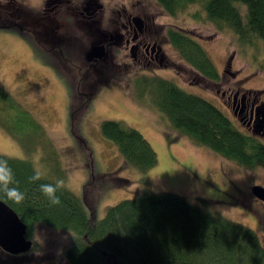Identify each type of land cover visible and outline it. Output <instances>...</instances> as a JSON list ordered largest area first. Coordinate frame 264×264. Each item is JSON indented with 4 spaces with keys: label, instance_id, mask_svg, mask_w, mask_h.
<instances>
[{
    "label": "rangeland",
    "instance_id": "1",
    "mask_svg": "<svg viewBox=\"0 0 264 264\" xmlns=\"http://www.w3.org/2000/svg\"><path fill=\"white\" fill-rule=\"evenodd\" d=\"M154 1L162 14L157 20L179 25L203 47L221 73L220 91L226 90L230 81L239 87L264 91L263 41L254 38L252 44L242 43L233 32L220 30L206 20L199 4L170 16ZM195 12L200 19L193 18ZM42 45L35 33L0 29V87L32 114L50 142L46 146L42 143L41 148L37 144L44 142L43 139L30 134L26 146L37 149L28 154L15 137L0 126V154L29 159L43 176L63 181V186L79 198L85 195L92 206L93 220L103 218L109 206L135 198L144 191L169 192L249 227L264 248V203L250 195L253 185L264 187L263 166H240L179 134L157 108L148 103L152 99L146 91L149 78L153 77L148 72L136 73L137 69L125 67L113 72L108 84L92 73L93 78L82 80V88H85L80 90L83 94L77 96L69 68L59 62L53 52L41 50ZM98 48L92 45L87 60H91L88 59L90 52ZM169 49L177 58L173 48ZM79 63L82 65L81 61ZM184 70L188 72L187 79L195 74L187 65ZM157 72L160 74L157 78L173 81L186 92H198L228 114L215 98V90H208L206 86L205 91L189 87L185 78L183 82H175L170 72ZM141 78L146 79V84L144 81L140 84ZM199 84L204 88L203 81ZM140 91L142 95L138 94ZM105 120L119 121L139 131L157 154L156 166L142 173L127 164L116 144L102 134L101 123ZM118 179L128 182L113 184ZM28 239L35 246L25 254L9 255L0 248V264H67L63 253L70 241L69 232L38 224Z\"/></svg>",
    "mask_w": 264,
    "mask_h": 264
},
{
    "label": "trees",
    "instance_id": "2",
    "mask_svg": "<svg viewBox=\"0 0 264 264\" xmlns=\"http://www.w3.org/2000/svg\"><path fill=\"white\" fill-rule=\"evenodd\" d=\"M156 1L170 16L199 4L206 20L218 29L233 32L242 43L252 44L254 38L264 42V0ZM193 18L200 19L198 12ZM168 37L187 63L209 79L219 77L205 50L193 38L173 30L168 31ZM144 78L140 80L141 85L143 81L146 84ZM149 79L146 92L152 100L148 103L153 104L179 134L240 166L264 167V144L238 130L213 103L186 92L173 81ZM73 81L75 94L81 96L84 80ZM72 94L75 95L73 91ZM69 119L71 123L72 117ZM0 126L15 137L28 154L37 149L26 146L30 134L43 139L44 142L37 144L41 148L42 143L44 146L50 143L42 125L2 87ZM101 132L116 144L127 164L142 173L156 166L157 154L139 131L119 121L105 120L101 123ZM0 160H7L13 171L16 183L12 186L25 194L21 203L2 196L0 199L27 225V238L38 224L69 232L70 241L63 253L67 264H264V248L252 229L193 205L181 195L144 191L135 198L109 206L105 216L96 221L92 219V206L85 195L79 198L64 186L56 193L60 202L50 203L40 192L39 185H54L56 181L42 176L30 182L29 177L36 170L29 159L0 154ZM127 182L118 179L113 184Z\"/></svg>",
    "mask_w": 264,
    "mask_h": 264
},
{
    "label": "flooded vegetation",
    "instance_id": "3",
    "mask_svg": "<svg viewBox=\"0 0 264 264\" xmlns=\"http://www.w3.org/2000/svg\"><path fill=\"white\" fill-rule=\"evenodd\" d=\"M161 16L154 0H107L105 3L100 0H0V27H4L0 29L35 33L44 44L41 50L53 52L74 79L87 80L95 75L108 84L113 72L125 67L137 69L136 73L148 72L153 77L160 75L157 71L170 72L175 82H183L185 78L189 87L205 91L206 86L208 90H215V98L227 110L226 115L234 126L264 144V91L239 87L232 81L226 90L220 91L221 73L217 79H209L181 58L169 40L168 31L186 36L189 33L179 25L157 20ZM92 45L99 48L87 60ZM170 47L177 58L171 55L174 53ZM185 64L195 73L188 79ZM201 81L204 88L199 84ZM192 93L198 95L196 91Z\"/></svg>",
    "mask_w": 264,
    "mask_h": 264
},
{
    "label": "water",
    "instance_id": "4",
    "mask_svg": "<svg viewBox=\"0 0 264 264\" xmlns=\"http://www.w3.org/2000/svg\"><path fill=\"white\" fill-rule=\"evenodd\" d=\"M96 51L90 52L88 59H92ZM251 193L264 203L263 186L253 185ZM26 233L27 225L12 207L0 199V248L11 255L27 253L31 250L33 241L27 238Z\"/></svg>",
    "mask_w": 264,
    "mask_h": 264
},
{
    "label": "clouds",
    "instance_id": "5",
    "mask_svg": "<svg viewBox=\"0 0 264 264\" xmlns=\"http://www.w3.org/2000/svg\"><path fill=\"white\" fill-rule=\"evenodd\" d=\"M42 176L43 173L36 171L34 175L29 177V181L35 182L40 180ZM15 183L13 171L9 167L7 160H0V196L14 203H21L25 198V194L18 187L12 186ZM62 187L63 181L57 180L54 185L48 183L40 184L39 190L49 199L50 203L58 204L60 201L56 193Z\"/></svg>",
    "mask_w": 264,
    "mask_h": 264
}]
</instances>
